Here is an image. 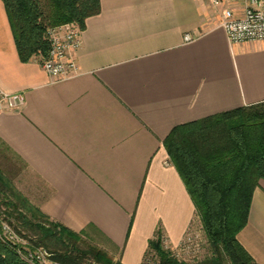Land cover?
<instances>
[{"label": "crops", "instance_id": "1", "mask_svg": "<svg viewBox=\"0 0 264 264\" xmlns=\"http://www.w3.org/2000/svg\"><path fill=\"white\" fill-rule=\"evenodd\" d=\"M245 0H100L85 20L80 73L52 81L18 56L0 0V171L52 220L122 264H142L157 233L179 246L196 210L163 140L178 125L264 102V41L231 43L220 26ZM189 34L190 41L184 36ZM264 264V179L237 235Z\"/></svg>", "mask_w": 264, "mask_h": 264}, {"label": "trees", "instance_id": "2", "mask_svg": "<svg viewBox=\"0 0 264 264\" xmlns=\"http://www.w3.org/2000/svg\"><path fill=\"white\" fill-rule=\"evenodd\" d=\"M2 1L22 62L46 57L49 27L74 23L81 30L88 17L100 12V0ZM163 145L189 193L211 254L203 261H178L162 248L157 233L148 250L156 252L158 264H260L237 235L248 222L253 191L264 179V102L175 126ZM3 220L25 245L3 237ZM85 237V231L42 213L0 171V264H31L23 255L27 248L39 247L61 264H122Z\"/></svg>", "mask_w": 264, "mask_h": 264}, {"label": "built area", "instance_id": "3", "mask_svg": "<svg viewBox=\"0 0 264 264\" xmlns=\"http://www.w3.org/2000/svg\"><path fill=\"white\" fill-rule=\"evenodd\" d=\"M212 4L215 7L225 6V0H212ZM220 26L233 44L264 41V0H245L244 12L240 17L235 16L232 9L224 7ZM46 38L49 49L46 57L37 58L40 67L48 73L52 81H62L77 76L80 71L75 55L82 45L80 28L74 23L49 27ZM184 39L190 41L192 38L186 34ZM23 102L21 93H8L0 89V112L17 110ZM189 231L179 245L181 251H189L191 248L193 238ZM2 235L5 239L16 242L17 237L14 232L5 224L2 225ZM19 241L25 245L24 241ZM26 250L28 253L23 256L31 264H61L50 260L48 253L43 249L27 248Z\"/></svg>", "mask_w": 264, "mask_h": 264}, {"label": "rangeland", "instance_id": "4", "mask_svg": "<svg viewBox=\"0 0 264 264\" xmlns=\"http://www.w3.org/2000/svg\"><path fill=\"white\" fill-rule=\"evenodd\" d=\"M9 180H10V178H9ZM10 182L13 184L12 180H10ZM3 207L4 206H2L1 210H4ZM3 224L9 226L6 223V221H4V220L2 221V225ZM9 228L11 229L10 226H9ZM188 231L190 233V236H192V238H193V240L191 242L192 245H191V248L189 251L188 250L187 251L186 250L181 251L179 246H176V247L170 246L168 244V242H166V240L162 237L160 238L161 246L163 249L168 250L171 253V255L178 261L190 262V263L203 261L207 256H209L211 254V248L207 242V239H206L205 234L203 232V229L201 227V223H200L198 216H197L196 220H194V222L190 225V228H188ZM17 238H16V242L20 243V241H19L20 239H17ZM84 240L87 242H90V243H94L97 246H99L100 248L105 250V248H103L101 246V243H100L101 240L98 237H91V236L89 237L88 236L87 238L85 237ZM38 249H43V248L39 247ZM105 251H107V250H105ZM107 253L109 254V256L111 258H113L112 254L110 252L107 251ZM158 262H159V259H158L156 252L152 251V250H148V252L145 254V257H144L142 264H158Z\"/></svg>", "mask_w": 264, "mask_h": 264}]
</instances>
